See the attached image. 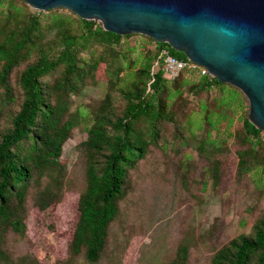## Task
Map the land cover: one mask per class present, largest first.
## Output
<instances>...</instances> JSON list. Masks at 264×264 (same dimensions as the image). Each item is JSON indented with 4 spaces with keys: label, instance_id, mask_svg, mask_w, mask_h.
Wrapping results in <instances>:
<instances>
[{
    "label": "trees",
    "instance_id": "16d2710c",
    "mask_svg": "<svg viewBox=\"0 0 264 264\" xmlns=\"http://www.w3.org/2000/svg\"><path fill=\"white\" fill-rule=\"evenodd\" d=\"M135 35L107 32L101 23L70 11L43 12L23 0H0V264H41L33 254L16 255L11 241L27 238L31 208L46 211L64 200L71 185L63 148L83 118L81 109L72 111L73 98L101 82L104 97L89 120L87 140L78 146L85 186L64 264L115 263L114 228L132 209L129 199L141 166L152 151L170 145L169 125L182 145L195 139L214 189L225 177L223 153L230 152L228 138H233L238 180L255 177L264 196V140L249 121L243 92L188 72L167 80L163 69L153 72L160 51L167 48L183 61L187 56L143 35L154 49L136 54L123 46ZM188 96L198 100L199 119L190 116L183 125L178 116L186 114ZM237 122L240 128L231 132ZM185 160L188 168L192 160ZM189 262L190 247L184 243L169 264ZM211 264H264V208L252 233L215 251Z\"/></svg>",
    "mask_w": 264,
    "mask_h": 264
},
{
    "label": "rangeland",
    "instance_id": "374dc122",
    "mask_svg": "<svg viewBox=\"0 0 264 264\" xmlns=\"http://www.w3.org/2000/svg\"><path fill=\"white\" fill-rule=\"evenodd\" d=\"M123 46L135 48L136 54L154 49L141 35L124 39ZM98 78L106 79L104 65ZM104 94L105 85L101 82L73 98L72 111L81 109L83 118L64 145L61 157L67 165L71 186L64 200L48 210L31 208L26 221L27 238L11 241L16 255L33 254L41 264H64L67 260L79 220V196L85 186L78 146L87 140L86 128ZM188 98L186 114L178 116L183 125L190 116L194 121L199 119L197 98ZM240 126L237 122L231 132ZM225 127L224 124L222 128ZM169 130L170 145L165 151H152L134 178L129 199L132 209L111 236L112 248L117 250L114 264H169L178 246L184 243L190 247L189 264H211L215 251L240 235L252 233L254 220L264 208V196L256 189L255 177L247 175L239 181L236 176L233 138H228L230 152L223 153L227 162L225 177L220 187L214 189L212 180L204 173L205 162L195 151V139L182 145L174 137L175 128L169 125ZM198 134L200 137L201 133ZM187 157L192 160L188 168Z\"/></svg>",
    "mask_w": 264,
    "mask_h": 264
},
{
    "label": "water",
    "instance_id": "95a60500",
    "mask_svg": "<svg viewBox=\"0 0 264 264\" xmlns=\"http://www.w3.org/2000/svg\"><path fill=\"white\" fill-rule=\"evenodd\" d=\"M37 11L66 9L120 36L166 43L211 77L239 89L249 121L264 131V0H23Z\"/></svg>",
    "mask_w": 264,
    "mask_h": 264
},
{
    "label": "built area",
    "instance_id": "2783aa9c",
    "mask_svg": "<svg viewBox=\"0 0 264 264\" xmlns=\"http://www.w3.org/2000/svg\"><path fill=\"white\" fill-rule=\"evenodd\" d=\"M163 69L165 78L169 81L177 80L183 73L196 74L198 76H210L207 69L194 62L188 60L183 61L177 59L170 54L167 48L160 51L158 59L153 65V72ZM211 77V76H210ZM213 78V77H212ZM262 139L264 140V131H262Z\"/></svg>",
    "mask_w": 264,
    "mask_h": 264
}]
</instances>
